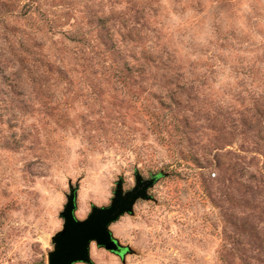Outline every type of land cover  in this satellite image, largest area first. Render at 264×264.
I'll return each mask as SVG.
<instances>
[{"label": "rangeland", "instance_id": "374dc122", "mask_svg": "<svg viewBox=\"0 0 264 264\" xmlns=\"http://www.w3.org/2000/svg\"><path fill=\"white\" fill-rule=\"evenodd\" d=\"M136 172L92 264H264V0H0V264Z\"/></svg>", "mask_w": 264, "mask_h": 264}, {"label": "water", "instance_id": "95a60500", "mask_svg": "<svg viewBox=\"0 0 264 264\" xmlns=\"http://www.w3.org/2000/svg\"><path fill=\"white\" fill-rule=\"evenodd\" d=\"M134 187L124 192L123 179L116 182L113 197L106 207L92 206L90 213L83 220H78L76 211V190L71 188L67 202L60 213L62 229L51 237L52 251L47 254V264H92L90 245L104 249L116 256L123 257L130 252L113 237L110 226L123 215L132 214L133 207L139 200H149L148 190L159 176L143 179L136 172Z\"/></svg>", "mask_w": 264, "mask_h": 264}]
</instances>
